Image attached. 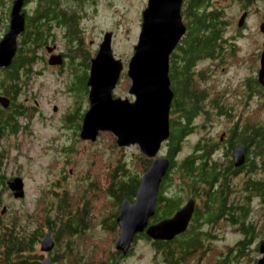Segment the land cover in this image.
<instances>
[{
    "label": "rangeland",
    "instance_id": "374dc122",
    "mask_svg": "<svg viewBox=\"0 0 264 264\" xmlns=\"http://www.w3.org/2000/svg\"><path fill=\"white\" fill-rule=\"evenodd\" d=\"M146 7L147 0H96L93 4L87 3L82 7L83 12L89 14L82 16V31H78V37L83 38V49L95 57L102 36L105 32L111 33V50L114 57L122 62L123 71L113 91L114 97H131L128 95L131 80L126 74L127 65L133 53L132 48L137 44L142 11ZM243 8H247L249 12L246 11L247 18L241 28H238L245 12ZM208 10L219 11L220 20L224 23L223 40L226 44L222 45V50L219 49L217 55L197 60L193 64L188 86L192 94L203 96L200 105L202 109L197 110L190 122V134L183 140L180 154L176 157L177 162L185 155H200V151L195 150L196 146L202 149L211 142L219 143L222 133L234 129L235 125L264 124V80L261 85L257 83V71L260 67L258 56L264 44V33L260 28L264 23V0H209ZM53 39L48 46L54 43L57 47L55 52L66 54L69 46H64L66 41L63 37H59L57 33V37ZM44 51H39V56L43 53L48 61L50 52L45 51L47 57ZM66 61L69 59H65L62 66L55 64V59L51 64L46 62L45 69L39 68L37 64L33 65V72L40 71L41 74L28 81L29 87L24 95L27 94L32 99L41 115L36 113L29 122L20 119L17 132L0 141V174L5 175V179L20 176L23 179L24 197L15 199L6 188L0 195V208L6 206L2 216L5 222L9 220L12 223L8 225V229L10 226L14 227V235L27 233L32 230L33 225L43 224L41 220H44L50 204L54 203L56 193H61L64 189L70 197L66 206L68 213H77L76 210H83L84 206L90 215L86 228L72 241V254L89 264H110L106 258L111 260L112 257L108 256L116 252L114 243L119 231L118 228L117 232L112 231L108 227L109 223L104 225L103 222L109 218L112 220L115 213L118 215L124 198L118 206L111 193H106V189L120 165L130 175L137 174L141 177L146 167L143 160L145 157L140 154L136 145L118 147L115 144L116 138L107 131L93 142L79 138V132L75 137V130L73 132L68 128L62 118L69 112L72 114L76 107L73 95L66 90L68 79L74 74L73 86L78 90L83 84V74L82 68H76V65H72L70 74ZM77 61L78 58L75 57V63ZM254 85L257 89H253ZM85 103L81 108L84 111L82 114L88 107V102ZM171 116L172 113L170 118ZM71 125L78 128L79 124ZM209 146L207 148L211 149ZM68 150L71 152L67 154ZM158 154L166 157L165 146H161ZM210 159L220 165L229 164L232 160H227L221 151L212 150ZM120 173L114 176L115 182ZM248 177L264 181V170L256 167L255 173L250 172ZM241 182L240 174L230 177L229 188L237 190L232 193L231 200L237 198L242 201L239 188ZM173 183L177 184L175 176ZM174 189L175 186L172 185L167 190L173 193ZM248 216V224L255 227L257 224L260 230L256 228L258 234L255 233V238L239 258L235 259L230 255L224 263L228 249L232 248L235 252L243 234L238 231L237 226L233 228L222 221L212 228L205 226L210 231L211 238L204 248L202 258L198 260L197 257H191L185 264H256L261 257L257 251V243L264 237V200L251 199V212ZM51 236L54 240L52 234ZM138 236L128 253L117 264L159 262V259L154 258L155 251L150 240ZM66 244V241L58 239L50 254L40 250L41 244L36 247L44 259L55 253L58 257L64 255Z\"/></svg>",
    "mask_w": 264,
    "mask_h": 264
},
{
    "label": "trees",
    "instance_id": "16d2710c",
    "mask_svg": "<svg viewBox=\"0 0 264 264\" xmlns=\"http://www.w3.org/2000/svg\"><path fill=\"white\" fill-rule=\"evenodd\" d=\"M40 1L44 2V6L39 4L36 12L32 16L27 15L25 19L24 31L18 39V50L15 52L11 65L5 69L0 68V97H5L8 100L6 106L0 105V141L5 137H12L17 132L20 127V119L29 122L36 113L39 116L41 115L36 105L32 103V99L27 94L24 95V92L26 93L28 90L26 89L29 87L27 85L28 81L38 78L41 74L40 71L33 72V65L37 64L39 68L43 69L46 67V61L39 56L38 52L48 46L50 38L53 36L50 31L54 28L52 26L53 22L47 18L49 13L56 12L57 4L56 0ZM208 6L209 0H186L183 3L181 12L187 32L181 38L180 53L175 54L172 52L170 59H168L170 68L168 73L171 77L174 91V96L171 98V110L169 111L172 113L170 118L171 131L165 145L166 155L170 160V167L167 175L161 180L155 215L150 222L156 223L163 218L171 217L181 207L183 202L189 198L195 200L196 206L186 232L175 236L172 241L152 242L145 235L138 236L139 238L150 240L152 243L155 251L154 258L159 259L156 264H185L191 257H197L200 260L205 252L204 248L211 238V233L205 226L212 228L219 222L224 221L232 225L233 228L237 226L238 231L243 234L242 240L236 245L237 250L234 252L232 248L228 249L224 263H226L230 255H233L235 259L239 258L245 248L250 245L252 239L255 238V233L258 234L255 231V226L248 224L247 220L249 212H251L249 197L251 198L253 194L260 192L262 199L264 181H256L248 177L243 185L245 190L242 187L240 188L242 201L237 200V198L231 200L232 193L237 190L229 188L230 177L236 176L238 173L229 170L232 168V162L229 161L230 166L228 168L224 164L221 163L220 165L210 159L211 150L207 146L214 142L202 147V149H198L200 155L197 157L195 155H185L180 162H177L176 159L182 149L184 138L190 134V122L193 116H195L197 110L202 109L200 105L203 96L192 94V90L188 86L193 64L197 60L199 61L206 57L212 58L213 55H217L222 50V45L226 44L222 37L225 30L223 27L224 23L220 20V13L219 11L209 12ZM77 11L78 9L76 8L68 9V25L72 24V16ZM59 15L62 18L65 14L60 13ZM60 27L62 31L64 30L63 34L68 35L69 50L67 51L70 60L67 64L70 74L72 65H76V68L78 67L79 69L82 68L81 73L83 74V84L78 90L73 86L75 81L74 74L70 75V77L68 76L66 90L71 93V96L73 95L76 107L72 110V114L69 112L62 118L68 128L70 127L73 132L75 130L76 137L82 120L81 114L84 112L81 108L87 102L88 88L86 81L90 68L89 58L91 56L82 48V41L77 38L78 36L73 38L68 29L66 30L64 23ZM70 29L75 31L74 28L70 27ZM74 56L78 58L77 63H75ZM254 88L257 89L255 85ZM204 113L206 114V112ZM74 123L79 124L78 128L72 127L71 124ZM237 128V125H235L232 136L236 142H242L253 154L264 152V124L261 123L259 126L242 125L243 133H239ZM236 130L239 135L236 134ZM196 147L195 149L197 150L198 147ZM70 152L71 150H68L67 154ZM1 156L2 154L0 153ZM143 160L146 162L144 173L152 163V160L147 157L143 158ZM257 165H260V169L264 170V160L258 162L252 155H249L245 167L252 172ZM118 173L120 175L117 178L118 181L115 182L113 178ZM173 176L177 178V184L173 183ZM113 178H111L112 182L108 186V190L106 189V193H111L118 206L123 198L131 203L134 202L136 190H138L140 184L139 176L137 174L130 175L120 165L114 171ZM4 181L5 175L2 174L0 177V195L7 188ZM172 185L175 186V191L169 193L167 189ZM69 200L70 197L64 189L61 193H56L54 203L50 204L44 220H41L43 224L40 226L33 225L30 232H20L16 235H14L16 233L14 227L10 226L8 229V225L12 223L9 220L5 222L0 210V230L2 231L0 232V264H41L43 256L36 246L44 238L46 230L53 235L56 242L58 239L67 242L65 245L66 253L59 257L55 255L56 253L53 254L50 258L52 264H89L87 261L75 258V255L72 254L71 244L77 238L76 236L86 228L90 215L84 206L83 210L81 208L76 210L77 213H68L66 206ZM1 204L2 201L0 199V206ZM116 216L117 213L112 216V220L109 218L103 222L104 225L109 223V229L114 232H117ZM119 256L120 253L113 252L108 256L112 257L111 260L106 258V261L110 262V264H117L118 260H120Z\"/></svg>",
    "mask_w": 264,
    "mask_h": 264
},
{
    "label": "water",
    "instance_id": "95a60500",
    "mask_svg": "<svg viewBox=\"0 0 264 264\" xmlns=\"http://www.w3.org/2000/svg\"><path fill=\"white\" fill-rule=\"evenodd\" d=\"M8 31L0 38V68H8L17 51L18 36L24 31L25 14L22 12L23 0H13ZM182 0H147L142 11L140 32L137 44L127 65V77L131 80L128 95L133 100L114 98L113 91L123 71L120 59H115L112 49V34L104 33L95 57L90 60L87 78L88 107L82 114L79 138L93 142L100 133L110 132L115 144L127 148L136 145L140 154L152 159V163L140 177V184L133 203L123 199L115 217L119 231L114 247L121 257L128 253L136 236L144 234L153 241H171L175 236L186 232L195 210V202L188 199L171 217L152 223L160 183L167 175L170 160L158 155L161 144L170 135L169 111L173 91L169 79V56L185 33L182 20ZM243 14L238 26L243 23ZM264 32V24L260 25ZM52 59V58H51ZM49 60V64L53 61ZM60 65L61 63H55ZM264 80V44L260 56L258 82ZM0 104L6 106L8 100L0 97ZM157 160L156 179L152 164ZM244 152L238 147L233 157L234 167L244 163ZM162 173V174H161ZM161 174V175H160ZM160 175V176H159ZM15 199L23 198L21 177L6 181ZM5 212L2 208L1 214ZM40 250L51 252L54 241L49 232L41 241ZM261 258L256 264H264V239L259 242ZM41 264H52L47 256Z\"/></svg>",
    "mask_w": 264,
    "mask_h": 264
},
{
    "label": "flooded vegetation",
    "instance_id": "af4514ba",
    "mask_svg": "<svg viewBox=\"0 0 264 264\" xmlns=\"http://www.w3.org/2000/svg\"><path fill=\"white\" fill-rule=\"evenodd\" d=\"M24 1V4H23V8H22V12L23 14H25V19L27 17V15L29 16H32L33 13L36 12L39 4H41V6H44V2L40 1V0H23ZM93 1L95 2L96 0H79V1H74L73 0H56V4H57V8H56V12L54 13H49V17L47 19H50L52 22H53V25L54 28H52L50 31L52 32L51 34L53 36H51V40L53 41L54 39L53 38H56L57 37V33L59 35V37H63V39L66 41L65 45H68V35H64L63 32L64 30L62 31L60 28V25L62 23H64V26L66 28V30L68 29V32L71 33L73 35V38H76L78 36V31H82V25H81V18L82 16H88L89 14H85L83 12V9L82 7L87 4V3H90V4H93ZM13 0H0V38L8 31V27L10 25V19H11V15L10 13L12 12V7H13ZM183 3H184V0H183ZM182 3V5H183ZM31 6V7H30ZM28 8H30V11L28 10ZM70 8H76L78 9L77 12H75L72 16V24L71 25H68L69 21V16H68V9ZM243 10L245 11L243 14H245V17L243 18V22H245V18H247V12L248 9L247 8H243ZM249 12V11H248ZM60 13H64V17L60 18L61 16L59 15ZM46 19V20H47ZM183 21V20H182ZM184 22V26H185V33L187 32V28H186V25H185V21ZM71 28H74V30L70 29ZM238 28H241V27H238ZM67 32V31H66ZM185 33H183V35H185ZM264 33V32H263ZM20 35L18 36V38L16 39L17 41V50H18V39H19ZM183 37V36H182ZM181 37V38H182ZM82 42H81V46L83 44V38H80L78 37ZM181 41V39H180ZM179 41L178 45L176 46L175 50L173 51V53L175 54H178L180 53L181 49H180V46L182 45L181 42ZM83 48V47H82ZM57 49V47L55 46V44L53 43V45L51 46H47L44 50L49 53V59H51L52 61L55 59V62L56 63H61L60 65L64 64V61L65 59H69L70 60V57H69V53L66 52V54L64 53H58V52H55ZM44 51V52H45ZM17 52V51H16ZM45 52L46 56L48 57V54ZM86 53L89 54V56L91 55L89 53V51H87ZM46 62H48L46 60V58L43 56V53H41L40 55ZM92 57V56H91ZM91 57L89 58V60L91 59ZM67 62V61H66ZM65 62V63H66ZM170 69V68H169ZM170 77V75H169ZM170 81H171V84L169 86H171L172 90H173V83H172V80H171V77H170ZM174 92V91H173ZM118 97V96H117ZM115 97V98H117ZM134 97L131 96L129 101L130 100H133ZM242 126L238 127L237 130L239 131V133H243L242 132ZM235 131L237 135L238 134V131ZM223 135L220 136L219 138V143H212L210 144V150L216 152V151H221L222 155L226 156L227 157V160L228 158L229 159H232L230 160V162H232V168H230L229 170L232 172H236L238 174H240L242 176V182H241V185L239 188L242 187V189L245 190V187L243 186L245 184V181H247V177H248V174L250 173L249 169H247L245 167V163H246V160L247 158L249 157V155H252L253 158L255 160H258V162H261L262 160H264V152L262 153H251L244 144H242V142H236V140L234 138H232L233 136V128H231V130H229L228 132H223L222 133ZM225 135V136H224ZM244 135V134H243ZM243 138V137H242ZM238 147H242L243 148V152H244V159H245V163L242 165L239 166V167H234L233 165V157H234V154L236 152V149ZM200 149V148H197V150ZM255 150V148H254ZM1 159V158H0ZM0 164H1V161H0ZM224 166L228 167L230 166V163H226ZM258 168H260V165H257ZM262 170V169H261ZM256 169H254V171H252L253 173H255ZM2 175L0 174V177ZM7 180V179H5ZM23 180V179H22ZM249 201H250V204H251V199H257L258 201H262L264 200V193H263V197L261 199L260 197V192H257L255 194H253L251 196V198L249 197ZM260 230V228L257 226L256 224V227H255V231H257V229ZM262 230V229H261ZM264 238V237H263ZM262 238V239H263ZM261 241V240H260ZM257 247H258V243H257ZM260 255V254H259Z\"/></svg>",
    "mask_w": 264,
    "mask_h": 264
},
{
    "label": "clouds",
    "instance_id": "9594fccd",
    "mask_svg": "<svg viewBox=\"0 0 264 264\" xmlns=\"http://www.w3.org/2000/svg\"><path fill=\"white\" fill-rule=\"evenodd\" d=\"M181 15H182V12H181ZM182 20H183V16H182ZM182 20H181V21H182ZM183 23H184V22H183ZM263 24H264V23H263ZM182 36H183V35H182ZM182 36H181V37H182ZM222 37H223V34H222ZM180 39H181V38H180ZM178 43H179V42H178ZM111 45H112V42H111ZM174 50H175V49H174ZM174 50H173V51H174ZM262 50H263V47H262ZM112 51H113V50H112ZM261 52H262V51H261ZM171 53H172V52H171ZM113 55H114V54H113ZM170 55H171V54H170ZM260 56H261V53H260ZM260 56H258V57H259V61H260ZM91 58H93V57H91ZM114 58H115V57H114ZM115 59H116V58H115ZM169 59H170V56H169ZM49 60H50V59H49ZM49 60H48V62H49ZM90 60H91V59H90ZM48 62H47V63H48ZM48 64H49V63H48ZM60 66H61V65H60ZM259 68H260V67H259ZM259 68H258V69H259ZM257 73H258V71H257ZM88 74H89V73H88ZM168 74H169V73H168ZM120 77H121V74H120ZM119 79H120V78H119ZM169 79H170V77H169ZM118 81H119V80H118ZM86 83H87V81H86ZM257 83L261 85V83H259L258 80H257ZM170 84H171V81H170ZM86 86H87V85H86ZM170 87H171V86H170ZM87 88H88V87H87ZM171 89H172V88H171ZM114 90H115V89H114ZM172 91H173V90H172ZM113 96H114V94H113ZM129 96H130V95H129ZM131 96H132V95H131ZM173 96H174V92H173ZM118 97H119V96H118ZM114 98H115V97H114ZM172 98H173V97H172ZM121 99H122V98H121ZM128 99H129V98H128ZM87 102H88V94H87ZM171 102H172V101H171ZM170 110H171V104H170ZM82 117H83V116H82ZM81 123H82V120H81ZM169 123H170V112H169ZM80 125H81V124H80ZM169 130L171 131V125H170ZM79 132H80V130H79ZM100 134H102V133H100ZM100 134H99V135H100ZM78 136H79V134H78ZM169 136H170V135H169ZM98 137H99V136H98ZM168 139H169V138H168ZM167 141H168V140H167ZM167 141H165L164 143H162L161 146L164 147V146L166 145V142H167ZM136 147H137V146H136ZM137 148H138V147H137ZM138 150H139V149H138ZM195 150H196V149H195ZM158 151H159V150H158ZM196 151H197V150H196ZM165 152H166V147H165ZM158 153H159V152H158ZM158 155H159V154H158ZM160 156H162V155H160ZM165 156L168 158L167 155H165ZM150 160H152V159H150ZM149 166H150V165H149ZM169 167H170V166H169ZM241 167H242V166H241ZM167 173H168V172H167ZM142 175H143V174H142ZM142 175H141V176H142ZM19 177H20V176H19ZM15 178H17V177H15ZM139 178H140V177H139ZM13 179H14V178H13ZM13 179H10V180L7 179V181H11V180H13ZM5 183H6V182H5ZM160 184H161V183H160ZM6 186H7V183H6ZM7 188H8V186H7ZM8 190H9V189H8ZM159 190H160V188H159ZM9 191H10V190H9ZM10 192H11V191H10ZM158 194H159V193H158ZM135 195H136V194H135ZM157 197H158V196H157ZM13 198H14V197H13ZM134 199H135V198H134ZM187 200H188V199H187ZM187 200H186V201H187ZM194 202H195V200H194ZM130 203H131V202H130ZM132 203H133V202H132ZM185 203H186V202H185ZM185 203H184V204H185ZM184 204H182L181 207H182ZM195 206H196V202H195ZM5 207H6V206H3L2 208L5 209ZM155 207H156V206H155ZM181 207H180V208H181ZM2 208H1V211H2ZM194 212H195V210H194ZM3 214H4V213H3ZM3 214H2V215H3ZM193 214H194V213H193ZM193 214H192V217H193ZM154 215H155V214H154ZM116 217H117V216H116ZM115 219H116V218H115ZM150 220H151V219H150ZM191 220H192V218H191ZM191 220H190V221H191ZM115 223H116V222H115ZM189 223H190V222H189ZM188 226H189V224H188ZM116 227H117V225H116ZM138 235H139V234H138ZM141 235H144V234H141ZM139 236H140V235H139ZM51 237H52V236H51ZM147 238H148V237H147ZM52 239H53V238H52ZM148 239H149V238H148ZM150 239H151V238H150ZM263 239H264V238H263ZM151 240H152V239H151ZM261 240H262V239H261ZM53 241H54V240H53ZM171 241H172V240H171ZM152 242H155V241L152 240ZM259 242H260V241H259ZM259 242H258V246H259ZM54 245H55V242H54ZM48 253H49V252H48ZM117 253H119V252H117ZM49 254H50V253H49ZM260 256H261V255H260ZM119 257L121 258V254H120ZM50 258H51V257H50ZM50 258H49V259H50ZM44 259H45V258H44ZM42 261H43V259H42Z\"/></svg>",
    "mask_w": 264,
    "mask_h": 264
},
{
    "label": "bare ground",
    "instance_id": "6f19581e",
    "mask_svg": "<svg viewBox=\"0 0 264 264\" xmlns=\"http://www.w3.org/2000/svg\"><path fill=\"white\" fill-rule=\"evenodd\" d=\"M182 3H183V0H182ZM178 45V44H177ZM176 48V47H175ZM152 171L154 173V178L156 179V176H157V172L159 171V168H157V160L154 161V163L152 164ZM162 174V173H161ZM160 174V175H161ZM159 175V176H160Z\"/></svg>",
    "mask_w": 264,
    "mask_h": 264
}]
</instances>
